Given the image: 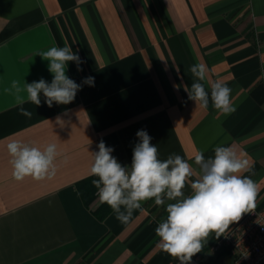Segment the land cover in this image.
<instances>
[{
    "label": "crops",
    "instance_id": "1",
    "mask_svg": "<svg viewBox=\"0 0 264 264\" xmlns=\"http://www.w3.org/2000/svg\"><path fill=\"white\" fill-rule=\"evenodd\" d=\"M65 43L83 61L79 72L69 62L66 74L77 83L94 76L95 86L68 105L49 108L41 97L39 107L24 105L31 118L20 115L4 87L50 83L36 53ZM195 63L228 84L235 113L188 99ZM141 129L161 159L175 153L192 163L222 145L246 151L261 187L255 207L264 206V0H0V264H172L155 234L166 205L142 202L122 225L111 209L100 216L94 198L90 152L103 140L130 164ZM13 140L41 150L56 143V175L16 181L6 149ZM217 240L200 253L208 257Z\"/></svg>",
    "mask_w": 264,
    "mask_h": 264
},
{
    "label": "clouds",
    "instance_id": "2",
    "mask_svg": "<svg viewBox=\"0 0 264 264\" xmlns=\"http://www.w3.org/2000/svg\"><path fill=\"white\" fill-rule=\"evenodd\" d=\"M36 55L48 62V71L53 76L51 82L43 77L30 83L13 79L3 89L13 98L20 115L31 118L32 112L24 105L39 107L41 97L49 108L53 104L68 105L85 85L95 86L94 76L77 83L66 74L69 62L76 64L78 72L83 70L80 67L83 61L67 43L63 47L52 45ZM188 71L193 82L185 91L196 108L207 111L211 103L220 115L236 112L232 89L222 79L210 80V69L205 63H195ZM56 124L64 126L60 116ZM136 137L138 142L132 149L130 164H122L112 154L114 148L103 140L98 143V150L90 152L89 174L96 177L92 185L97 190L99 203L108 205L122 225L132 221L134 212L143 210L142 202L153 200L155 206L166 205L167 215L155 228L159 238L157 247L179 264H191L210 237L219 239L226 235L232 223L238 222L243 214L253 212L261 187L252 179L254 162L246 151L234 145L217 146L213 156L206 157L198 151L190 163L175 153L161 159L157 145L144 129L138 130ZM6 149L16 181L26 177L39 181L56 175V161L60 156L56 143H48L41 150L13 140ZM185 188L190 192L186 194Z\"/></svg>",
    "mask_w": 264,
    "mask_h": 264
},
{
    "label": "built area",
    "instance_id": "3",
    "mask_svg": "<svg viewBox=\"0 0 264 264\" xmlns=\"http://www.w3.org/2000/svg\"><path fill=\"white\" fill-rule=\"evenodd\" d=\"M95 199L99 201L97 191ZM209 251L208 257L195 255L191 264H220L225 256H231V264H264V206L245 213Z\"/></svg>",
    "mask_w": 264,
    "mask_h": 264
},
{
    "label": "trees",
    "instance_id": "4",
    "mask_svg": "<svg viewBox=\"0 0 264 264\" xmlns=\"http://www.w3.org/2000/svg\"><path fill=\"white\" fill-rule=\"evenodd\" d=\"M94 179H96V177H94ZM96 189H95V193H96ZM94 198H95V194H94ZM110 207L108 206V205H106V204H103V206H102V208H101V210H100V213L99 214H101L100 216H104L107 212H109L110 211Z\"/></svg>",
    "mask_w": 264,
    "mask_h": 264
},
{
    "label": "water",
    "instance_id": "5",
    "mask_svg": "<svg viewBox=\"0 0 264 264\" xmlns=\"http://www.w3.org/2000/svg\"><path fill=\"white\" fill-rule=\"evenodd\" d=\"M220 264H231V256H225L220 260Z\"/></svg>",
    "mask_w": 264,
    "mask_h": 264
}]
</instances>
